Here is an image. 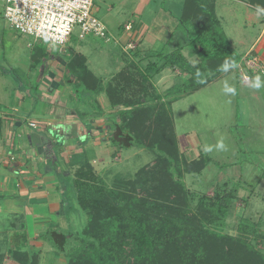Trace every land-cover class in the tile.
Instances as JSON below:
<instances>
[{
  "label": "trees",
  "instance_id": "trees-1",
  "mask_svg": "<svg viewBox=\"0 0 264 264\" xmlns=\"http://www.w3.org/2000/svg\"><path fill=\"white\" fill-rule=\"evenodd\" d=\"M202 7L196 0L186 5L180 18L187 34L184 46L170 53L159 50L154 56L157 61L145 67L146 73L136 64H128L108 85L106 93L119 119L112 142L120 149L135 146L155 152L157 159L140 169L134 180L115 179L118 190L109 187L89 162L76 172L82 179L77 181L75 198L91 217L82 243L69 248L68 234L52 231L49 235L50 243L65 254L67 264H264V251L250 239L260 232L259 223L244 218L237 228L239 236L224 233L239 185H218L212 196L199 197L193 208L195 197L184 181L185 174L199 175L214 161L202 155L188 162L182 156L172 105L214 81L226 71L225 63L230 65L227 70L236 69L244 58L220 31L215 11ZM191 31L195 33L192 37ZM186 46L193 48V54L201 52L209 58L193 64L183 53ZM132 52H136L133 60L138 59L140 49ZM252 57L247 56L243 65ZM86 63L83 55L72 53L66 67L84 83L83 88L92 90L100 81ZM133 66L138 71L135 74L130 71ZM167 68L180 70L185 75L184 83L165 94H155L152 78ZM245 68L252 75L254 69ZM179 162L182 170L175 166ZM14 255L18 264H38L37 252L17 251Z\"/></svg>",
  "mask_w": 264,
  "mask_h": 264
},
{
  "label": "rangeland",
  "instance_id": "rangeland-1",
  "mask_svg": "<svg viewBox=\"0 0 264 264\" xmlns=\"http://www.w3.org/2000/svg\"><path fill=\"white\" fill-rule=\"evenodd\" d=\"M158 1L160 5V0ZM161 2L164 3L163 12L158 14L160 8L152 2L146 14L141 13L139 15L124 0H95V15L107 26L110 38L108 37L107 40L94 35L80 38L79 28L76 27L70 44L76 46V50L80 52L86 50V55L90 58L89 67L103 77L110 78L131 63L134 66L136 64L141 72L146 73L145 67L149 62L157 61L154 56L159 50L160 53L161 51L170 53L180 48V43L186 44L187 42L181 20L173 18L168 11L172 10L177 17H182L179 9L181 0H161ZM218 3V14L222 22L220 31L225 34L233 50L239 54H244L250 50L258 38L262 26L260 24L254 26L248 20L249 7L242 4L241 1L218 0ZM112 5H114V9L107 11L109 7H113ZM250 12L258 13L257 10L251 8ZM258 14V18L264 19L263 13ZM164 15H166L165 19L163 18ZM144 21L150 27V31H147L148 34L143 42L144 48L147 50L143 57H146L147 61L144 59L133 60L132 55L136 52L131 53V51L135 47H140L142 43L138 41V37H131L135 32L134 30L124 32V26L130 22V24L135 25L136 29ZM167 24L169 26L176 25V28L182 31L179 35L176 33L177 36H174L171 41H169L171 37L168 35L165 38L160 36V32L167 29ZM186 25L191 29L190 24ZM121 26H123L122 29H120ZM156 34L160 38V44L157 45L156 43L158 47L153 46L155 47L153 48L151 45L149 46L148 38L151 36L153 42L154 40L158 42L159 38ZM194 34L193 31L190 32L191 37ZM13 38L20 42L35 41L34 38L23 35L9 26L4 19L3 1H0V62L7 69L9 53H12L11 47L14 43L11 40ZM129 42L133 46L126 50L124 46H127ZM89 43L97 46V48L95 50L87 49ZM183 50L185 57L193 64H198L209 58L205 53L193 54L194 50L190 46H186ZM252 55L257 57L250 61L248 59L246 62L248 68L255 69L252 75L248 74L249 70L243 64L235 69L237 74L232 70H226L205 88L190 95H183L174 102L172 114L182 156L188 162L194 161L202 155L209 156L214 161L201 174H185L184 176L186 186L195 197L192 200V207L197 206L199 197L203 195L212 196L218 185L228 183L229 187H232L237 183L239 196L230 209V215L227 219L228 225L224 233L237 237L239 236L237 228L241 219L245 218L257 222L260 225V232L256 237L250 239L257 249L264 251V57L251 50L245 54L242 62L246 60L247 56L251 57ZM134 66L130 70L131 74L138 72ZM237 75L240 78H237ZM257 75L261 77L262 81L259 89L254 87L255 81L251 83L252 76L255 78ZM184 80L185 75L181 74L180 70L167 68L160 75H155L152 78L155 87L153 91L155 94H165L174 85L184 83ZM226 85L235 88V95L226 92ZM92 104L94 105V101ZM85 108H88L87 110L92 108L93 110L90 102ZM97 110L101 111L99 108ZM117 120L119 121L118 117ZM221 140L225 144V149L216 147L218 141ZM111 145H114L113 150H109L107 146L101 148V152L104 151L103 155L108 163L105 166L107 169L102 172L98 171L102 170V166L94 169L108 186L115 188V190L119 189L117 178L134 180L135 174L140 169L157 159L155 152L146 149L135 146L120 149L115 142H112ZM208 145L212 146V151L205 152L204 148ZM103 147H106L105 150ZM181 163L175 165L180 170L183 168ZM82 172L84 171L82 170ZM73 179L75 182L69 187L68 194H65L66 201L69 202L70 206H67L66 211L68 228H64L68 234L69 248L81 245L84 237L83 232L91 220L88 213L80 208L75 198L78 193L77 181L82 179L80 173L76 174ZM124 190H129V187H124ZM8 225V222L5 221V228ZM71 233H73L72 236ZM2 245L7 248L6 244ZM51 246L47 245L43 251L42 264H53L55 260L58 248L53 244ZM61 254L56 264H67L68 260L65 254Z\"/></svg>",
  "mask_w": 264,
  "mask_h": 264
},
{
  "label": "crops",
  "instance_id": "crops-1",
  "mask_svg": "<svg viewBox=\"0 0 264 264\" xmlns=\"http://www.w3.org/2000/svg\"><path fill=\"white\" fill-rule=\"evenodd\" d=\"M124 1L139 15L146 14L152 2L160 8L158 14L164 11L161 0V6L158 0ZM188 1L181 0L179 9L182 15ZM196 1L206 11L213 9L222 24L218 0ZM240 1L249 7L248 20L254 26L260 24L262 30L250 50L244 54L234 51L245 57L253 50L264 57V19L258 18V13L250 12V8L257 10V6L264 9V0H237ZM112 6L107 11L113 10ZM195 10L197 13V8ZM168 11L173 18H181L172 10ZM167 29L160 32V36L165 38L168 35L171 37L169 41L177 36L176 33L182 32L176 25L167 24ZM132 30L135 32L131 37H138L142 43L138 48L143 54L135 59L139 61L146 55L143 42L150 27L144 21L136 29L132 25ZM156 36L159 38L158 34ZM11 40L14 43L12 53H9L8 69L0 62V264H18L14 255L17 251L37 252L38 264H42L43 251L52 244L50 233L59 231L66 234L64 228H68L66 211L69 206L66 195L76 172L86 162L94 168L102 166V170H98L100 172L107 169L108 163L101 148L107 146L113 150L111 134L115 130L117 113L111 108L106 91L119 72L110 78L96 73L89 67L90 58L86 50H76V46L70 44L71 40L65 51L32 40ZM148 40L149 46L160 44V38L158 42H153L151 36ZM88 48L95 50L97 46L89 43ZM72 53L86 58V68L100 81L96 88L86 90L84 83L68 72L66 66ZM144 60L147 61L146 57ZM231 70L237 74V70ZM254 81L252 76L251 83ZM89 102L93 110L85 108ZM32 123L37 127L31 126ZM5 221L9 224L6 228ZM56 252L53 264L58 263L62 255Z\"/></svg>",
  "mask_w": 264,
  "mask_h": 264
},
{
  "label": "built area",
  "instance_id": "built-area-1",
  "mask_svg": "<svg viewBox=\"0 0 264 264\" xmlns=\"http://www.w3.org/2000/svg\"><path fill=\"white\" fill-rule=\"evenodd\" d=\"M0 1H3L4 19L9 26L34 38L37 43H45L65 51L76 27L79 28L80 38L88 35L107 40L110 38L107 26L95 15V0ZM131 30V24L124 27V32ZM132 46L129 42L124 48L128 50ZM256 57L253 56L248 61ZM31 126L37 127V124L32 123Z\"/></svg>",
  "mask_w": 264,
  "mask_h": 264
},
{
  "label": "clouds",
  "instance_id": "clouds-1",
  "mask_svg": "<svg viewBox=\"0 0 264 264\" xmlns=\"http://www.w3.org/2000/svg\"><path fill=\"white\" fill-rule=\"evenodd\" d=\"M257 11H258V13H264V9L259 8V6H257ZM229 66H230V65H229L228 63H225V65H224V69L227 70ZM232 66H234V65H232ZM254 80H255L254 87H256L257 89H259V88L261 87V84H262L261 77H260L259 75H257V76L254 78ZM225 90H226V92L235 95V91H236V90H235L234 87H231V86H227V85H226V86H225ZM216 147H217L218 149H225V144H224L223 141L221 140V141H218ZM204 151H205V152H210V151H212V146H210V145L205 146Z\"/></svg>",
  "mask_w": 264,
  "mask_h": 264
}]
</instances>
